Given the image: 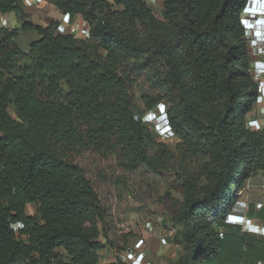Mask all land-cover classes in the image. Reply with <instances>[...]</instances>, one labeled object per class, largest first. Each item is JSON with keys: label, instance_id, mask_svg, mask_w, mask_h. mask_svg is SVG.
Here are the masks:
<instances>
[{"label": "trees", "instance_id": "16d2710c", "mask_svg": "<svg viewBox=\"0 0 264 264\" xmlns=\"http://www.w3.org/2000/svg\"><path fill=\"white\" fill-rule=\"evenodd\" d=\"M47 1L81 15L90 36L34 23L24 0H0L21 23L0 26V264H102L106 211L77 161L87 152L176 179L182 198L165 196L186 247L176 264H264V235L227 221L237 193L264 173V130L247 125L258 97L248 0H163L164 19L147 0ZM20 29L40 35L28 50ZM140 81L153 91L142 101ZM159 103L174 146L142 118ZM195 161L200 171L189 169Z\"/></svg>", "mask_w": 264, "mask_h": 264}, {"label": "rangeland", "instance_id": "374dc122", "mask_svg": "<svg viewBox=\"0 0 264 264\" xmlns=\"http://www.w3.org/2000/svg\"><path fill=\"white\" fill-rule=\"evenodd\" d=\"M9 16L11 26H17L18 19L15 13H10ZM242 18L245 24L244 16ZM260 61L264 60L254 58L253 67ZM136 92L140 100L143 95L153 94L151 87L142 81L139 82ZM158 105L154 111L159 112ZM255 106L253 113L257 116L258 106ZM154 111L146 112L142 118L153 123L157 122L153 118ZM10 112L16 116L13 108ZM160 132L161 130L155 126L154 135L172 146L175 145L173 131L166 136H162ZM77 161L92 179L106 211V223L101 240H109V242L101 251V263L113 262L117 247L130 243L142 235L146 239L145 249L148 258L153 264H176L186 253V247L177 240L182 227L173 221L169 213L173 202L165 198L169 191L173 192L174 198L178 200L182 198V195L173 189L176 179L168 175L157 176L146 165L139 166L135 170L128 169L114 155L102 157L99 154L87 152L79 156ZM188 167L191 170L200 171L202 162L195 161ZM263 177L264 173L260 172L246 182L237 193L238 201L233 209L240 212L239 206L253 204L255 209L248 210L247 214L254 222L262 223V225H264V210H259L257 203H264ZM28 211L31 212L32 207ZM150 222L152 228L147 230Z\"/></svg>", "mask_w": 264, "mask_h": 264}, {"label": "built area", "instance_id": "2783aa9c", "mask_svg": "<svg viewBox=\"0 0 264 264\" xmlns=\"http://www.w3.org/2000/svg\"><path fill=\"white\" fill-rule=\"evenodd\" d=\"M42 0H24L25 5L33 6L40 3ZM151 5H153L156 0H147ZM256 0H248L246 6L243 10L242 17L244 16L245 20V35L249 41V46L251 49L252 56L255 59L264 60V20L257 21L261 16L260 11L255 10L251 12L247 9V6L251 2ZM260 1V0H259ZM264 1V0H262ZM260 7V2L258 4ZM264 8V5L262 4ZM264 11V10H263ZM10 13H1L0 12V26L10 27ZM57 32L60 33H72L79 37H89L90 36V27L88 24H83L76 19H72L70 14L65 13L63 22H60L57 26ZM256 65L252 68V74L256 82L258 83V97L256 105L259 107L258 115L251 117L247 120V125L253 130H264V104L261 102L264 101V61L260 63H255ZM264 183V177L262 178ZM241 211L236 212L235 210L231 212L229 220L232 224L242 225L244 230L255 232L264 235V225L257 224L253 221L251 217L248 216L247 212L249 210V205L239 206ZM258 209H264V203H257ZM23 227V224L17 222L13 224L15 230ZM151 222L147 225V230H151ZM145 237L142 235L134 239L132 242L125 244V248L115 255L116 262H123L127 264H153L149 258L145 249ZM113 261V262H114Z\"/></svg>", "mask_w": 264, "mask_h": 264}, {"label": "crops", "instance_id": "0c3cea01", "mask_svg": "<svg viewBox=\"0 0 264 264\" xmlns=\"http://www.w3.org/2000/svg\"><path fill=\"white\" fill-rule=\"evenodd\" d=\"M263 5H264V1H263ZM151 6H152L154 13L157 17H159L160 19L165 18V9H164L163 0H156V2ZM119 8H121V6H119ZM25 10L29 14L30 19L34 23L41 24L44 26L48 25L53 20H58L60 22H63V18L65 15V13L61 12L54 4L48 2L47 0H42L40 3L35 4L33 6L25 5ZM74 19L80 21L83 24H87V22L83 19V17L81 15H76L73 18V20ZM20 25H21V23L18 20V25L15 27H18ZM39 37H40V35L36 30L20 29L18 32V36L16 38V41H17L18 45L23 50H28L32 41H34L35 39H38ZM261 103L264 104V101H262ZM258 109H259V107H258ZM255 116L256 115L252 111L248 115V119L251 117H255ZM251 206H253L255 209V206L253 204H251ZM30 207H32L31 212L28 211ZM35 211H36L35 204L29 203L27 205V213L34 214ZM263 222H264V220H263ZM257 224H262V223H257Z\"/></svg>", "mask_w": 264, "mask_h": 264}, {"label": "clouds", "instance_id": "9594fccd", "mask_svg": "<svg viewBox=\"0 0 264 264\" xmlns=\"http://www.w3.org/2000/svg\"><path fill=\"white\" fill-rule=\"evenodd\" d=\"M259 2H260V7L258 6ZM262 4H263L262 0H260V1L256 0V1L251 2L249 6H247V9L250 10L251 12H254L255 10H262V11H260V14H259L261 16L257 19L258 22L261 20H264V11H263L264 8L262 7ZM262 35L264 36V31H263ZM158 110H159V112L152 110V111H154L153 116L156 115L154 120L155 119L157 120V122H155V126L159 130H161L160 134L162 136H166L169 132L173 131L171 128V125L169 123L166 105L164 103H159ZM230 214H228V216H227L228 222L230 220Z\"/></svg>", "mask_w": 264, "mask_h": 264}]
</instances>
